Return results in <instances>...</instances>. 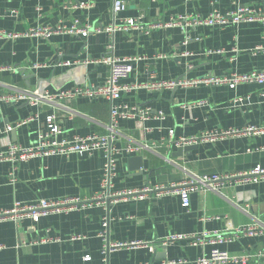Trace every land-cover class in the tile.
I'll return each mask as SVG.
<instances>
[{
	"label": "crops",
	"instance_id": "0c3cea01",
	"mask_svg": "<svg viewBox=\"0 0 264 264\" xmlns=\"http://www.w3.org/2000/svg\"><path fill=\"white\" fill-rule=\"evenodd\" d=\"M120 18L142 16L148 23H169L185 16L207 17L214 9L226 13L242 7L264 13V0H122ZM114 0H0V31L26 35L37 28L71 26L78 21L96 28L113 22ZM91 6L76 8L77 4ZM114 43L117 58L137 57L134 72L124 84L189 79L210 75L246 74L264 70V25L260 22L227 27L157 29L149 35L131 30L113 38L102 30L87 37L54 34L50 38L22 36L0 40V95L14 90L59 91L83 85H104L110 68L94 64ZM79 61L76 66H62ZM34 65H42L34 69ZM44 65V66H43ZM201 103V104H199ZM113 104L134 111L136 119L119 120L114 146L117 158L112 193L170 187L191 177L235 175L264 167V134L215 137L188 149L170 145L175 139L228 130L243 131L264 125V84L201 86L155 92L138 89L124 93ZM199 104V105H198ZM112 103L104 99H77L61 105L27 102L0 104V152L10 144L29 147L45 132L55 115L60 139L105 135ZM152 109V117L138 113ZM162 112L163 120L154 118ZM35 118L32 122H27ZM24 125L18 126L21 123ZM11 131L5 132V128ZM168 142V145H167ZM128 155V146L153 145ZM107 158L104 151L92 155L35 157L27 162H0V210L16 203L76 199L90 203L102 192ZM264 217V180L244 185L226 184L220 193L206 188L191 195L185 208L176 195L158 197L155 192L129 197L105 206L90 203L70 213L49 214L38 223L24 220L0 222V264H103L104 241L98 236L108 219L110 243L141 242L148 247L112 252L105 264H198L211 256L213 246L194 245L189 238L164 244L166 238L226 233ZM230 233V232H229ZM76 237V239H74ZM207 241V240H206ZM231 255H251L249 264H264V234L234 238L218 245Z\"/></svg>",
	"mask_w": 264,
	"mask_h": 264
},
{
	"label": "built area",
	"instance_id": "2783aa9c",
	"mask_svg": "<svg viewBox=\"0 0 264 264\" xmlns=\"http://www.w3.org/2000/svg\"><path fill=\"white\" fill-rule=\"evenodd\" d=\"M88 3L77 4L76 8L85 9L90 7ZM113 22L107 28L101 29L93 27L89 24H81L78 21L71 26L58 25L56 28H37L30 30L26 35L8 34L5 31H0V40L15 39L22 36H37L42 38H50L54 34H76L82 37H87L92 33H97L105 30L113 40L117 32H128L136 30L149 35L152 31L157 29H165L172 27H180L183 30L188 28L197 29L201 27H227L230 25L237 26L243 23L260 22L264 25V13L252 10L249 7H242L236 11L222 13L214 9L207 17L202 16H185L172 20L169 23L156 21L148 23L142 16L137 18H120V14L125 10V3L122 0H114L113 2ZM258 51H263V47H258ZM114 52V43L112 42L107 49V55L99 61H91L94 64H104L110 68V76L108 81L101 86L83 85L73 87L71 89H63L59 91H26L16 89L12 94L0 95V104L5 103H21L27 102L33 106L39 104L58 105L66 101H74L77 99H104L112 103L111 120L107 127V134L105 135H90L87 137H75L72 140L60 139L62 134L61 128L56 123V117L53 115L47 120L48 129L38 135L35 143L29 147H24L18 144H10L7 151L0 152V162L14 161L27 162L35 157H52V156H70V155H92L96 151H104L107 163L104 169L102 189L103 192L90 203H98L105 206H110L121 199L129 197H142L148 193L155 192L158 197L163 195H176L181 198L182 205L189 208L191 205V195L200 189L206 188L209 191L220 193L226 184L244 185L251 183H259L264 180V167L257 166L252 171L247 173H240L235 175H213L202 177H191L181 183L172 184L170 187H156L146 188L141 191H123L121 193H112L113 180L116 175L117 158L121 153L114 146V139L118 133L119 120L136 119L137 115L134 111L124 110L123 107L113 104L116 100L121 98L122 94L131 93L138 89H146L148 91L164 92L173 91L177 89H191L201 86L220 87L226 86L235 89L241 84L257 83L264 84V70L252 71L246 74H225V75H210L202 78L189 79L181 77L174 80L158 81L149 84H124L123 81L129 79L134 72V63L139 59L137 57L117 58L112 53ZM79 61H66L62 66H76ZM44 66V65H43ZM42 65H34V69H39ZM6 70V67H0V71ZM201 104V103H199ZM198 104V105H199ZM139 116L142 119H149L152 117V109L144 108L139 110ZM155 119L163 120L164 114L162 112L154 115ZM35 118H30L27 122L34 121ZM21 123L18 126L24 125ZM5 132L11 131V127H7ZM264 134L263 126H250L243 131H225L220 134L211 133L203 134L201 136H194L190 138L175 139V131H170L169 141L170 145H175L178 148L190 147L198 145L203 141L214 140L215 137H234L240 135H261ZM155 144L128 146L123 152L128 155L140 153L143 149L155 150ZM168 145V142H167ZM90 203H81L76 199H58V200H41L33 204L16 203L10 209L0 210V222L13 221L16 223L24 220H30L38 223L42 217L49 214L70 213L79 208L85 207ZM108 219L103 221V231L98 235L103 241L102 254L104 256L103 264L107 262V257L110 253L123 248H139L148 247V245L141 242H134L130 244L110 243L107 239ZM230 232V233H229ZM264 234V217L257 219L256 222L250 225L235 227L226 231V233H204L201 236H178L173 235L167 237L164 244L168 242H175L183 238H189L194 245H204L208 243L213 246L211 256L208 259H201L198 264H249L251 255H231L226 251L218 248V245L230 243L234 238L240 237H254ZM76 239V237H74ZM207 240V241H206ZM92 260L91 256L84 258L85 263Z\"/></svg>",
	"mask_w": 264,
	"mask_h": 264
},
{
	"label": "water",
	"instance_id": "95a60500",
	"mask_svg": "<svg viewBox=\"0 0 264 264\" xmlns=\"http://www.w3.org/2000/svg\"><path fill=\"white\" fill-rule=\"evenodd\" d=\"M42 92L44 91V90H41ZM189 147H186L185 149H188Z\"/></svg>",
	"mask_w": 264,
	"mask_h": 264
}]
</instances>
